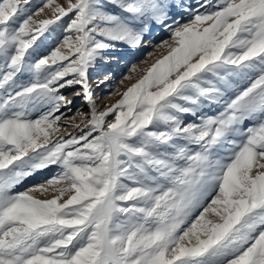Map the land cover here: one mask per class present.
Listing matches in <instances>:
<instances>
[{
	"label": "snow or ice",
	"instance_id": "obj_1",
	"mask_svg": "<svg viewBox=\"0 0 264 264\" xmlns=\"http://www.w3.org/2000/svg\"><path fill=\"white\" fill-rule=\"evenodd\" d=\"M54 4L0 0V264H264V0H201L203 12L167 0ZM45 8L54 18L34 20ZM68 16L58 46L38 55ZM148 21L177 46L100 110L90 70L118 43L140 47ZM230 77L250 83L229 96ZM65 88L88 113L67 114ZM206 103L223 109L207 115ZM62 120L79 134L53 140Z\"/></svg>",
	"mask_w": 264,
	"mask_h": 264
},
{
	"label": "rangeland",
	"instance_id": "obj_2",
	"mask_svg": "<svg viewBox=\"0 0 264 264\" xmlns=\"http://www.w3.org/2000/svg\"><path fill=\"white\" fill-rule=\"evenodd\" d=\"M75 3V0H72ZM167 2L172 3H182L183 5L190 7L192 9L199 8L201 0H167ZM216 0H213L215 3ZM44 0H31V6L33 11L39 6H42ZM55 4H61L67 7V0H55ZM53 5V8L55 6ZM53 8H45L42 13L38 16L34 15V20H44V19H53L54 13ZM109 10L113 12H118L119 9L109 6ZM199 11L203 12V8H199ZM71 16V14H70ZM70 16L62 17L55 24L49 25L47 31H45L44 36H41L36 45L33 47L37 48V54L40 56L48 55L51 50H54L58 46V42L63 39V36L66 34L64 28L70 22ZM170 16L179 20L180 23H189L191 22L192 17L184 8H175L173 7L170 10ZM168 24H172L173 20L169 19ZM207 23H211L210 21ZM147 30L144 33V42L140 47L133 48L124 43H118L114 48L108 49L104 56L106 59H100L97 61V64L94 69L90 70V84L92 89V94L94 99L97 102L98 108L100 110H105V107H110L115 104L119 99H121V94L126 91L127 87H130L132 83H135L140 77H142L147 68H149L157 59L162 58V56L167 55L170 51V46H177L176 41L173 40L171 31L166 25L158 24L154 21L147 22ZM207 26V24L202 25V27ZM64 49H62L63 51ZM31 51V49H30ZM34 59L36 56L34 55ZM135 68V71L132 69ZM130 76L131 79H124V77ZM23 82H27L29 77L26 75L21 78ZM232 81V88L229 89L228 95L234 96L235 93L239 90L246 88L250 81L247 78L241 77H230ZM123 81V82H122ZM63 94L71 99L73 103L71 104V112L67 114L72 116L77 112L88 113L89 106L86 98L81 96H74V89L65 88L61 90ZM223 105L217 104H208L206 103L203 111L207 115H216L222 111ZM109 121L113 120V116L107 118ZM194 118L191 116L185 117V122H190ZM61 131L55 133L52 136V139L55 140L56 136L65 134L67 132H72L73 134H79V131L75 128L65 129L63 127L64 123H72V121H61ZM75 123H81V117L79 115L75 118ZM248 125V122H245V126ZM58 171V169L53 166L49 169H45L41 172L36 173L33 177L26 179L22 184L18 185L14 191H24L26 188H29L31 185L38 183L44 180L46 177H49L53 172ZM57 193L50 189L48 193H33L38 198H51ZM66 194L65 199L67 196ZM63 202V201H61ZM210 202V201H209ZM210 219H216V217L209 215Z\"/></svg>",
	"mask_w": 264,
	"mask_h": 264
}]
</instances>
